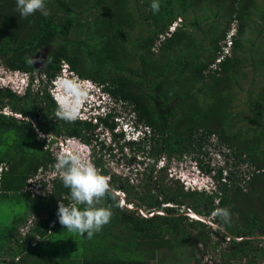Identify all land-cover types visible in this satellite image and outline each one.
<instances>
[{"label": "trees", "instance_id": "16d2710c", "mask_svg": "<svg viewBox=\"0 0 264 264\" xmlns=\"http://www.w3.org/2000/svg\"><path fill=\"white\" fill-rule=\"evenodd\" d=\"M45 3L50 13L47 17L37 12L22 19L16 11V0H0V60L5 67L44 74L52 80L61 72V65L67 63L78 76L103 86L138 123L153 131L151 144L127 143L135 154L143 157L147 154L154 160L148 164L142 157L128 158V166L135 164L148 169L141 173L139 185L135 187L128 177L116 175H111L110 182L115 190L125 192L127 204L135 205L131 200H136V209L154 214L141 217L136 210L112 207L110 223L93 238L78 235V243L81 242L78 264H149L155 260L158 249L172 248L180 238L184 246L197 243L209 246L215 231L206 223L190 221L179 213L182 208L206 217L216 208H227L230 224L222 225L215 219L232 240L230 253H225L222 261L232 264L231 260L246 259L245 264H264V248L253 246V241L246 239L255 234L264 239L261 214L233 205L237 194L255 200L260 197L264 204V85L258 87L255 95L257 87L252 77L251 87L246 91L249 116L232 111V91L235 86L242 88L241 84L249 77L246 69L251 67L253 76L264 73V0H159L160 11L156 14L150 9L152 0H45ZM198 10L203 13L202 18L188 21L187 16ZM206 12L210 14L205 15ZM181 18L185 22L175 27ZM233 22L237 24V33L231 36ZM194 26L202 33L200 37L191 30ZM251 31L255 36L251 37ZM228 42L231 47L225 54ZM40 53L46 55L44 67L37 69L28 58L34 60ZM5 109L24 120L6 115ZM56 109L48 88L29 90L23 96L0 88V168L8 166L0 172V192H13L12 196L18 195L19 201L23 200L21 196H29L32 202L28 203L29 214L40 216L32 234L19 238L11 223L0 237L4 242L15 240L22 248L48 238L45 242L51 254L53 247H59L54 241L52 244L51 237L66 229L58 223L57 203L62 198L65 204L70 200L69 190L60 179L54 181L48 197L32 198L23 193L40 169L54 168L57 162L46 147L47 140L38 138L39 132L54 137H77L88 145L99 146L95 159L99 166H103L100 161L107 153L114 156V147L108 149L104 143H94L98 125L58 119ZM37 113L42 114L39 120H35ZM101 122L113 132L117 126L109 119ZM112 135L123 150V136ZM212 137H218L229 150L226 157L230 174L219 187L221 195L186 190L178 179L167 177L170 165L159 169L161 159L166 158L169 164L173 160L182 161L187 155L204 154ZM248 165L252 172L240 171V166ZM103 173L109 174L106 169ZM221 176L222 170L217 178ZM167 180L178 186L173 183L169 186ZM241 183L246 187L241 188ZM247 187L250 193L244 192ZM103 203L111 207L119 204V200L116 196L115 201L108 197ZM168 204L171 205L164 206ZM29 214L16 217L15 224L23 219L26 224ZM193 229L197 230L195 238ZM61 256L57 261L62 264H74L77 259V254L68 250Z\"/></svg>", "mask_w": 264, "mask_h": 264}, {"label": "clouds", "instance_id": "9594fccd", "mask_svg": "<svg viewBox=\"0 0 264 264\" xmlns=\"http://www.w3.org/2000/svg\"><path fill=\"white\" fill-rule=\"evenodd\" d=\"M150 9L153 14H156L160 11V3L159 0H152L150 5ZM16 11L19 13L22 19H27L30 16H33L37 12L41 15L47 17L50 13L46 7L45 0H16ZM234 34H231V36ZM228 52V50H227ZM225 52V54L227 53ZM34 60H36L34 58ZM33 58H28V62L33 64ZM37 62V60H36ZM219 62V61H218ZM67 65V63H65ZM36 65V64H35ZM61 72L58 76L52 80L45 76L44 74L39 75V73L30 74L29 72H24L21 70H9L6 67L4 68L6 72L15 76L14 80L8 84H0V88L10 89L14 93L18 95H25L29 90L32 91H41L40 88L41 83H45L48 88V92L51 94L53 100L57 105V109L55 115L58 119L72 122V121H80V122H92L95 125H98L96 131H102L104 129L106 133H115L118 134L117 131L119 127H123L128 129L131 132L130 135H125L124 133H120L119 135L123 136V141L121 140V144H125L128 151H131L129 145L127 143L131 142H145L147 143L151 134L153 135V131L145 125H142L137 122L136 118L134 119L129 113L124 114L116 113L115 109L123 105L122 103H117L110 96L108 92L105 91L104 87L93 82L90 79H85L78 76L77 73L68 68V65H61ZM1 68V67H0ZM67 68V70L65 69ZM2 69V71H5ZM40 82V83H39ZM34 83H39L37 86ZM25 93V94H24ZM6 110V109H5ZM122 110V109H121ZM8 111V110H7ZM6 112V111H4ZM123 114L127 115V122L131 125L124 126L123 124ZM6 115H13L15 117H20L19 114H15L10 111ZM112 115V116H111ZM111 116V117H110ZM102 119H109L110 121L117 122V126L113 131L109 128H105L101 122ZM125 131V130H124ZM151 131V132H150ZM43 138L47 140L46 147L47 149H51L48 147V143H53L55 140L48 141V135L40 134ZM39 138V137H38ZM41 138V137H40ZM41 140V139H40ZM74 140H79L84 146L92 147V151H87L86 155L82 157L79 155V151L74 149L63 151L62 154L53 156L57 159L56 164L54 165L55 169L58 170L59 179L62 181L63 187L69 190V200L70 203L65 204L64 198L58 201V223L67 229L68 232L85 236L88 239L93 238V236L100 232L105 225L110 223L113 212L112 207H119L118 203H114L111 207L104 206V201L106 198L111 197L113 201H115L114 189L110 184L109 174H104L99 169L103 166H99L96 159V153L98 151L95 150V144L88 145L84 143L79 138L75 137ZM70 139L65 141L61 140L60 145L62 147H67ZM99 142V141H98ZM216 143V142H213ZM81 144V145H82ZM106 148L109 149L108 145H105ZM60 149V147H59ZM225 148L218 149L219 155H223L224 163L222 167L219 169L222 170V176L217 178L218 174H214V171L210 170L207 172L199 167L200 156H192V160H190L188 171L182 172L178 177H172V179H178L181 182V179L184 180L181 182L184 189L190 191H198V192H206L209 194H217L219 193V187L222 183L227 181V157L224 155ZM227 150V149H226ZM227 153L228 150H227ZM125 154V153H124ZM100 156V155H99ZM187 157V156H186ZM130 158V157H129ZM141 158V156H140ZM84 159H87L86 161ZM185 159V158H184ZM183 163L184 160L179 161ZM171 167V165H170ZM169 167V168H170ZM200 168V169H197ZM48 168H53L52 166ZM47 168V169H48ZM130 166L127 164V169ZM6 168H0V172H2ZM106 169V168H104ZM107 170V169H106ZM202 171V172H201ZM110 173V171L108 170ZM204 173L205 175H203ZM112 177V176H111ZM58 178L48 181L46 177L42 181H38L37 185L40 187V193H34L33 185H31L32 180L30 179L27 184V192L33 198L35 197H48L53 188V183ZM217 183V184H216ZM218 188L216 189V186ZM31 188V189H30ZM47 193V195H44ZM124 200V199H123ZM219 204V199L217 198ZM125 201V200H124ZM125 204L127 202L125 201ZM171 204L164 205L170 206ZM128 207V208H127ZM126 208L129 210H139L145 212L148 217L152 216L154 213H147L142 208L133 207L132 204H128ZM189 209V208H188ZM187 209L186 216L192 221H200L203 223L205 219L208 218L204 215L197 214L193 212L194 216H189L187 213L189 212ZM191 210V209H190ZM156 214L162 215V211H155ZM36 214V213H34ZM142 214V213H141ZM143 215V214H142ZM39 216V215H37ZM143 217H146L145 215ZM212 222L215 223V219H219L222 222V225L230 224L231 214L227 208H216L211 215ZM29 219V218H28ZM201 219V220H200ZM204 220V221H203ZM36 219L34 221H27L24 224L28 228L27 231L24 229H20V235L25 237L26 235L32 234V228L35 224ZM210 227H221V224H208ZM53 226V225H52Z\"/></svg>", "mask_w": 264, "mask_h": 264}, {"label": "rangeland", "instance_id": "374dc122", "mask_svg": "<svg viewBox=\"0 0 264 264\" xmlns=\"http://www.w3.org/2000/svg\"><path fill=\"white\" fill-rule=\"evenodd\" d=\"M202 12L201 11H197L195 13H190L187 16V20L188 21H193L194 17L197 18H202ZM205 15H209V12L204 13ZM255 19V17H254ZM183 22H185L184 18L178 19L177 22L174 24L175 27H180L181 24H183ZM234 24H232V33L231 34H235L237 33V24L235 22H233ZM196 24V23H195ZM203 29L207 30L206 25H203ZM191 30L196 33V35L198 37L201 36V32L198 31L197 26H194L191 28ZM136 33H139V30L136 29L135 31ZM251 37L255 36L254 31H251L250 33ZM75 34H72V37H74ZM134 36V33H133ZM231 42H228V49L230 50L231 47ZM227 50L225 52H227ZM43 53L38 54L37 56H35L34 58L37 60V62H40V64H42L43 58H44ZM38 57V58H36ZM218 62V60H217ZM65 66H67L66 64H64ZM0 84H8L11 81L14 80L15 76L6 72L5 65L2 63V61L0 60ZM68 68L70 69V67L68 66ZM5 70V71H2ZM246 72L248 73L249 77L245 80L244 83L241 84L242 88H239L237 86L234 87L232 93H233V106H232V111H241L242 113V117H247L250 115L249 110L247 108V96L248 93L246 92L247 90L250 89L251 87V81L254 78V85L255 87V95L257 94V92H259V86H263L264 85V73H262L259 76H253V69L251 67H249L248 69H246ZM253 77V78H252ZM242 82V80H241ZM40 83V82H39ZM39 83H34L35 86H37ZM40 88H42V90L47 89V85L45 83H41L40 84ZM21 94V93H18ZM25 94V93H24ZM255 97V96H254ZM121 108L123 110H121ZM126 107L123 105H121L120 107L115 109V112L121 113V111L126 114L129 113V110H125ZM6 112H4L5 114H8L10 111L7 109L5 110ZM123 114V124L124 126L128 125L129 123L127 122V115ZM235 114V113H234ZM131 115L134 119L135 116L133 114H129ZM117 123V122H116ZM118 124V123H117ZM131 125V124H129ZM242 129L245 127V122L241 123ZM238 128V126L236 127ZM125 130V131H124ZM151 132V131H150ZM118 134L120 133H124L125 135H130L131 132L128 131L127 127L123 129V127H119ZM41 135H39V139ZM95 141L94 143H104V145H108V147H114L113 150V154L114 156H112L111 154L107 153L104 158L100 161L101 164L103 165V167L101 169H99L101 171V173L103 172L104 168H106L107 170L110 171L109 173V177H110V181H111V175H116V176H120V177H128L127 179H129L130 183L132 185H134L135 187H137V185H139L140 181H141V173H143L144 171H147L148 169L143 168L142 166L139 165H131L129 169H127V164L129 163V157L131 156H136L137 159H140V156L142 157L143 161L145 160L146 163H154V160L149 157L147 154L144 155V157L142 156V154H135L133 151H128L127 149H123L121 150L119 148V145L114 141L113 139V135L112 133L108 134L106 133V131L104 129H102V131H96L95 134ZM66 139V138H65ZM71 141L68 143L67 147H62L60 145V143H48V147H50L51 149H48L50 152L53 151L54 155L57 156L60 155V153L62 154L63 151H67L70 150H78L79 151V155L82 157L83 155L87 154V151H92V147H87L84 146L79 140H74V138H69ZM44 140V139H43ZM153 140V135L151 134V138L150 140L147 142L148 144H151ZM49 141V140H48ZM99 141V142H98ZM216 142V143H213ZM221 141L218 139V137H212L211 138V143L206 146V148L204 149V154L200 155V161H199V167L203 170H212L214 171V174H218L219 169L222 167V164L224 163V157L223 155H219V151L218 149H222L223 147L226 148L223 144L220 143ZM82 144V145H81ZM60 147V149H59ZM126 147V145H125ZM130 148V147H129ZM63 150V151H62ZM95 150L98 151L99 150V146H95ZM131 150V149H130ZM53 152H51L53 154ZM229 152V150H228ZM125 153V154H124ZM123 155V156H122ZM53 156V155H52ZM54 157V156H53ZM184 162L180 163L178 160H173L172 162H170L168 164V160H166V158L161 159L160 162L158 163V166L160 167L159 169H162L168 165H171V167L168 170V175L167 177L169 179H172V177H178L179 175L182 174V172L184 171H188L190 168L189 167V163L190 160H192V155H187V157H184ZM85 161L87 159H84ZM8 166H6L5 164L2 165V168H7ZM162 167V168H161ZM197 167V169H200ZM246 171V172H252L253 169L251 168V166H240V171ZM138 171H141L140 173H137ZM234 171H236V168H234ZM202 172V171H201ZM167 173V172H166ZM203 175H205L204 173H202ZM227 174H230V169L227 168ZM240 177V174H238ZM207 176V175H205ZM44 177H46L48 179V181H52L56 178L59 179V174H58V170L54 168H48V169H40L38 171V173L32 178L33 182H34V193H40L39 190V186L37 185L38 181H42L43 184V179ZM175 180V179H173ZM184 180V178L181 179V182ZM112 182V181H111ZM110 182V184H111ZM180 182V183H181ZM165 183H168L169 186L173 183L174 187L178 186L177 183H175V181H165ZM217 184V183H216ZM112 186V185H111ZM231 186V182L229 187ZM246 187V185H243L241 183V188ZM113 188V187H112ZM218 188V185L216 186V189ZM114 189V188H113ZM244 192H248L250 193V189L247 187L244 189ZM234 193V191H233ZM114 194L115 196L118 198L119 200V207L121 209H126L127 210V206L128 204H125V199H126V194L123 190H115L114 189ZM213 194V193H212ZM47 195V193H44L45 196ZM235 195H231V198H234ZM124 199V200H123ZM250 200H253L252 202ZM128 201V200H127ZM130 202V201H128ZM131 202H133L135 205H137V201L136 200H131ZM218 200H216L215 204L217 205ZM133 205V207L136 206ZM235 208H245L247 211L249 210H255L256 213L261 214L262 219L264 220V204L262 203V199L259 197H257V199H250V198H246L244 194H237V196L235 197V201L233 203ZM58 206V203H57ZM127 207V208H126ZM23 206L20 203H17L16 201H14L13 199H0V216L4 219V220H8L10 218H13L15 215L19 214V213H24L23 211H19L20 209H22ZM143 209V208H142ZM144 210V209H143ZM145 211V210H144ZM187 208H182L179 213L186 215ZM147 212V211H146ZM149 213V212H147ZM39 214H29L28 216V220L27 221H34L39 220L40 216H37ZM136 215H139L141 217H143L144 215H142L140 213L139 210H136ZM187 215H189L187 213ZM190 216V215H189ZM146 217H148V215H146ZM190 220V219H189ZM201 220V219H200ZM212 217H208L205 219V222L211 225L217 224L216 222H212ZM192 221V220H190ZM204 221V220H203ZM235 221L238 222L240 221V215L239 213H235ZM7 226L10 227L11 226V221H7ZM53 225V223H52ZM20 228H23L25 231L28 230V228L25 226H21ZM212 231H215V234H211V243L209 246H204L203 243H197L196 245H188V246H184L181 244V240L183 241V238L179 239L178 243H174V246L172 248H162V249H158L156 251V256H155V260H152L149 262V264H224V262L222 261V257H224L223 255L225 253H230V248L232 246V240L228 235H225L224 233H226V231L221 228V227H214L212 226ZM193 233V238L196 237L197 235V230L193 229L191 230ZM78 235L70 233L67 231V229H62L60 230L58 233H55V235L53 237H51V242L53 244L54 241V245H59V247H53L54 249V254L49 253V262L52 263V261H57L58 259V251H59V255H64L66 253V251L68 249H70L71 247L75 246V242L76 240H78ZM225 239V240H224ZM246 239H250L253 241V246H260L264 248V239L260 236L252 235L250 237H246ZM236 240H242L241 238H236ZM81 243V242H80ZM78 243V245L80 244ZM83 246H79V249H81L83 252ZM61 251V252H60ZM232 264H245L246 259H238V260H231L230 261Z\"/></svg>", "mask_w": 264, "mask_h": 264}, {"label": "crops", "instance_id": "0c3cea01", "mask_svg": "<svg viewBox=\"0 0 264 264\" xmlns=\"http://www.w3.org/2000/svg\"><path fill=\"white\" fill-rule=\"evenodd\" d=\"M227 150L225 148L224 150V155L227 156ZM27 189V188H26ZM24 189V194L27 196L28 192L27 190ZM8 194V197L5 198V195ZM14 195L13 192H0V199H13L14 201H18V203H20L23 208L20 209L19 211H23L24 213H19L17 215H15L13 218H10L8 220H4L1 216H0V234L1 231L3 229H5L7 226V221H11L12 224H14V227L17 228V232L15 233V235H17L19 238L20 236L23 237V235H20L19 230L23 229L20 228L21 226H24V222L23 220H18L19 223L15 224V218L19 217V218H24V216H27V214H29L28 209H29V204L32 205L31 200L28 197H23V200L19 201L18 195L12 196ZM219 195H221V192H219ZM20 196V195H19ZM31 196V195H30ZM32 197V196H31ZM33 198V197H32ZM29 203V204H28ZM194 212V211H193ZM14 221V223H13ZM48 241V238L42 242H38L37 245H33L31 247H26V248H22L20 247L15 240H11L8 242H4V240H1L0 237V264H50L51 262H49V251H48V244L45 242ZM68 251H71L75 254H77L76 256V261L74 264H78V240H76L75 242V246L71 247L70 249H68ZM59 254V253H58ZM63 257L62 256H58V260H61ZM55 264H62L61 261H56Z\"/></svg>", "mask_w": 264, "mask_h": 264}, {"label": "flooded vegetation", "instance_id": "af4514ba", "mask_svg": "<svg viewBox=\"0 0 264 264\" xmlns=\"http://www.w3.org/2000/svg\"><path fill=\"white\" fill-rule=\"evenodd\" d=\"M45 56L46 55H44V58H43V61H42V64H40V62H38V64L37 65H42L43 67H44V60H45ZM34 64H36V60H34ZM41 116H42V114L41 113H37L36 114V116H35V120H39L40 118H41ZM20 118V120H24V117L23 116H21V117H19ZM34 124H36L35 123V121H34ZM40 134H43V135H47L46 133H44V132H42V131H40L39 132V135ZM39 135H38V137H39ZM41 137V140L43 141V138H46V136L45 137H43V136H40ZM66 138V139H65ZM69 138H71V137H68V136H63V135H58V136H51L50 134L48 135V140L49 141H52V140H55L54 141V143H58V142H60L61 140H63V141H65V140H67V139H69Z\"/></svg>", "mask_w": 264, "mask_h": 264}, {"label": "built area", "instance_id": "2783aa9c", "mask_svg": "<svg viewBox=\"0 0 264 264\" xmlns=\"http://www.w3.org/2000/svg\"><path fill=\"white\" fill-rule=\"evenodd\" d=\"M65 69L67 70V68H65ZM33 183H34V182L32 181L31 185H32ZM30 189H31V188H30ZM188 211H189L188 214H189L190 216H194L192 210L188 209ZM141 213H142L143 215L146 216V213H145V212L141 211ZM191 220H192V218H191Z\"/></svg>", "mask_w": 264, "mask_h": 264}, {"label": "water", "instance_id": "95a60500", "mask_svg": "<svg viewBox=\"0 0 264 264\" xmlns=\"http://www.w3.org/2000/svg\"><path fill=\"white\" fill-rule=\"evenodd\" d=\"M36 58H38V57H36ZM38 64V62H36V68L37 69H40V68H42L43 66L42 65H37ZM225 240V239H224Z\"/></svg>", "mask_w": 264, "mask_h": 264}]
</instances>
